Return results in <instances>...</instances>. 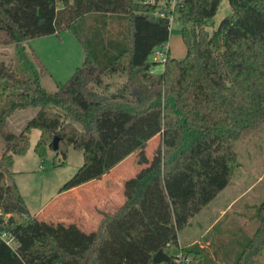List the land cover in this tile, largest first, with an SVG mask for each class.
I'll use <instances>...</instances> for the list:
<instances>
[{
	"label": "trees",
	"instance_id": "obj_1",
	"mask_svg": "<svg viewBox=\"0 0 264 264\" xmlns=\"http://www.w3.org/2000/svg\"><path fill=\"white\" fill-rule=\"evenodd\" d=\"M145 1L0 0V43L17 46L28 73L0 61V264H177L181 252L185 264H204L205 251L182 246L179 232L230 184L236 146L264 128V0H229L232 13L212 32L207 22L222 0H184L176 20L186 55L169 53L159 74L148 59L169 42L170 24ZM61 29L76 35L85 58L50 92L42 79L51 73L25 43ZM28 109L37 112L14 133L9 117ZM33 129L40 157L55 136L64 159L70 148L83 154L60 192L102 177L160 133L162 159L118 211L103 214L87 249L72 253L35 216L17 212L24 198L13 168ZM258 216L236 264L259 262L264 201Z\"/></svg>",
	"mask_w": 264,
	"mask_h": 264
},
{
	"label": "rangeland",
	"instance_id": "obj_2",
	"mask_svg": "<svg viewBox=\"0 0 264 264\" xmlns=\"http://www.w3.org/2000/svg\"><path fill=\"white\" fill-rule=\"evenodd\" d=\"M61 7V5H60ZM232 13L229 0H222L220 7L214 17L208 20L207 29L212 32L215 30L222 19ZM83 26V24H80ZM182 24L176 20L170 30V55L172 58L183 59L186 55V46L183 42ZM124 39V36H123ZM27 48V55L30 60H33L32 50L41 58L51 73L42 79L43 85L50 92L57 88V83H65L71 78L78 66L83 64L85 58L84 47L76 35L68 30L61 29L58 34L49 35L46 37L32 39L25 43ZM158 50V49H157ZM0 61L11 63L19 72L27 74L24 61L20 58L18 48L16 45H2L0 43ZM151 63L157 61L155 53H152L148 59ZM153 68L157 74L164 70V64L158 62L153 64ZM13 97L10 98L12 101ZM36 109L18 110L9 117V123L14 133H19L27 124V122L35 115ZM41 132L38 129H33L30 135V146L26 154L16 158V164L13 168L14 178L18 186H20L25 195L28 212L34 215L35 212L46 202L60 192L62 185L69 180L83 164V154L70 148L66 159L57 152L47 149L45 157H40L35 147ZM239 158V166L235 171L239 172L240 166L257 167L259 172H264V128L254 132L248 138L243 140L236 146ZM3 152V142L0 137V155ZM160 159L158 147L151 159H147V168L153 167ZM29 169L27 173H17V170ZM235 175V174H234ZM237 176V175H236ZM235 176V178H236ZM245 201H249L251 207L247 209L249 218L255 221V225L260 224L258 216V208L264 201V180L251 192V194L243 198L235 208L241 206ZM26 208V209H27ZM231 215L222 218L220 223L207 234L206 238H211L223 235L221 244H214L213 248L217 254H213V249L205 250L204 264H224L225 256H221L218 250L225 248V250L232 249L233 240L227 245L233 234L226 235V225ZM206 221H202L200 217H196L190 225L179 232L180 240L185 244L192 237L200 235L206 228ZM253 222L249 223V227ZM257 226V228H258ZM226 237V238H225ZM251 236L247 238L249 241ZM229 238V239H228ZM237 241V240H236ZM226 242V243H225ZM239 244L235 243V245ZM218 249V250H217ZM226 259V257H225ZM262 264V263H261Z\"/></svg>",
	"mask_w": 264,
	"mask_h": 264
},
{
	"label": "crops",
	"instance_id": "obj_3",
	"mask_svg": "<svg viewBox=\"0 0 264 264\" xmlns=\"http://www.w3.org/2000/svg\"><path fill=\"white\" fill-rule=\"evenodd\" d=\"M162 140L163 134H157L102 177L57 193L33 216L66 250L72 253L84 251L95 238L103 214L118 211L131 198L133 185L139 177L156 166L147 168V159H151L155 148L158 147L160 153L158 162L162 159ZM256 168L255 166L252 168L240 166L239 172L235 171L230 184L198 214L197 217L207 223L204 231L200 235L192 237L185 244L179 237L182 246L197 244L200 249L205 251L213 249L216 244H221L220 240L224 237L223 235L214 237L212 240L206 236L220 223L223 217L229 214L231 216L225 230L226 235H233L226 242L229 245L233 240V247L229 250H225L223 247L221 250H217L219 255L226 257V259L224 257V264H236L238 257L249 242L247 238L254 235L258 226L255 225V221L249 218L247 211L251 207L249 201H245L241 206L235 208L264 180V172H259ZM28 170H17V173H27ZM18 188L24 198V206H27L24 192L20 186ZM250 222H253L251 227H249ZM238 242L239 244L234 246ZM212 252L214 255L217 254L214 249ZM261 263L264 264V248L258 264Z\"/></svg>",
	"mask_w": 264,
	"mask_h": 264
},
{
	"label": "built area",
	"instance_id": "obj_4",
	"mask_svg": "<svg viewBox=\"0 0 264 264\" xmlns=\"http://www.w3.org/2000/svg\"><path fill=\"white\" fill-rule=\"evenodd\" d=\"M183 2L184 0H160V1L146 0L145 1V3L157 5L156 11L154 13L155 16L167 19L170 24V30H171L172 24L176 21V18L178 16L179 7L183 4ZM157 49L154 51L157 57V61L155 62L157 63L161 62L164 64L168 58V54L170 53V45L169 43H165L164 45H162L161 47ZM151 72L152 73L155 72L154 68L151 69ZM176 261H177V264H185V263L190 262V258L189 257L183 258V254L181 252Z\"/></svg>",
	"mask_w": 264,
	"mask_h": 264
},
{
	"label": "water",
	"instance_id": "obj_5",
	"mask_svg": "<svg viewBox=\"0 0 264 264\" xmlns=\"http://www.w3.org/2000/svg\"><path fill=\"white\" fill-rule=\"evenodd\" d=\"M51 146H52L53 151L56 152L58 150V148H59V137L58 136H55L53 138ZM17 212L21 213L25 216H27L29 214L28 210L26 209V207L24 205H19Z\"/></svg>",
	"mask_w": 264,
	"mask_h": 264
}]
</instances>
